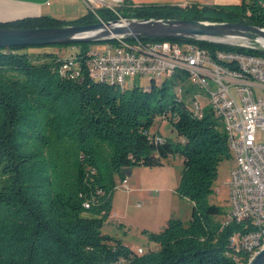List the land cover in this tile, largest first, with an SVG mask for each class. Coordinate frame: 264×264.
<instances>
[{
	"label": "trees",
	"instance_id": "16d2710c",
	"mask_svg": "<svg viewBox=\"0 0 264 264\" xmlns=\"http://www.w3.org/2000/svg\"><path fill=\"white\" fill-rule=\"evenodd\" d=\"M118 19L264 28V0L201 7H135L124 0L115 11L87 10L74 20L42 15L0 27L38 29ZM139 39L192 43L212 59L216 50L264 56V50L196 39ZM107 42L114 40L58 45L74 50L66 58L53 52L32 55L27 52L32 47L0 48V264H246L249 256L236 253L230 238L249 229L243 222L222 224L219 208L207 201L219 165L231 158L218 119L209 108L201 118L193 116L170 93L184 81L181 74L125 90L91 79L88 52ZM156 118L171 126L176 141L151 133ZM155 136L162 140L154 142ZM175 155L182 159V170L174 191L190 202L189 220L170 219L160 232L143 231L155 248L141 254L103 234L116 180L125 178L122 169L160 167Z\"/></svg>",
	"mask_w": 264,
	"mask_h": 264
},
{
	"label": "built area",
	"instance_id": "2783aa9c",
	"mask_svg": "<svg viewBox=\"0 0 264 264\" xmlns=\"http://www.w3.org/2000/svg\"><path fill=\"white\" fill-rule=\"evenodd\" d=\"M81 1L90 11H115L124 0ZM222 43L252 50L263 47L246 40ZM214 55L212 59L207 51L192 43L116 38L91 48L87 67L91 79L122 90L134 87V78L146 79L148 88L151 81L158 84L176 74L183 75L184 81L179 80L176 85L178 98L198 118L209 108L226 134L235 166L227 184L229 209L222 224L243 222L249 229L243 234L235 233L230 247L251 259L264 247V56L220 50ZM69 60L72 64L71 57ZM232 65L238 68L233 69ZM161 140L158 136L153 138L154 142ZM117 188L130 191L128 179L118 180ZM142 252L137 249L138 254Z\"/></svg>",
	"mask_w": 264,
	"mask_h": 264
},
{
	"label": "rangeland",
	"instance_id": "374dc122",
	"mask_svg": "<svg viewBox=\"0 0 264 264\" xmlns=\"http://www.w3.org/2000/svg\"><path fill=\"white\" fill-rule=\"evenodd\" d=\"M133 6L147 5H195L198 7L205 5H231L239 4L241 0H127ZM68 3L76 2V0H67ZM71 5V4H69ZM86 10H88L86 8ZM103 44H97L101 47ZM258 46V45H257ZM260 47V46H258ZM262 50L264 48L262 47ZM74 50L70 47H59L58 45L37 46L27 50L32 55H41L44 52H53L62 58H66ZM134 83L139 87L147 85L146 79L134 78ZM157 84V81H155ZM185 85L190 87L189 82ZM175 86L170 93H176ZM152 134H157L163 138L176 141L175 132L171 126L162 119L156 118L150 129ZM264 141V138H261ZM163 166L160 167H134L135 174L132 181L141 182V186L146 187V193L139 194L137 191H124L117 188L112 198V213L102 228V233L122 241L125 246L133 250L140 248L143 253L149 252L155 248V244L150 242L148 236L143 234L147 232H160L170 219L181 220L186 222L190 218L191 205L186 199H180L173 189L166 187L164 183L158 180L154 182L153 176L144 170L165 169L172 175L173 186L179 182L182 170V159L175 155L162 161ZM235 166V162L231 157L223 161L218 167V175L213 184V193L207 199L208 203L215 205L220 210L217 220L221 223L225 222V213L229 209V188L227 184L230 179V172ZM139 169H141L139 171ZM139 171V172H138ZM133 183V182H132ZM156 183V185H153ZM138 185L139 187H141ZM157 186L158 190L154 191L150 188ZM138 187V188H139ZM158 194V195H157Z\"/></svg>",
	"mask_w": 264,
	"mask_h": 264
},
{
	"label": "water",
	"instance_id": "95a60500",
	"mask_svg": "<svg viewBox=\"0 0 264 264\" xmlns=\"http://www.w3.org/2000/svg\"><path fill=\"white\" fill-rule=\"evenodd\" d=\"M120 39H196L222 43L235 38L256 42L264 48V28L239 23H212L183 19H118L89 25L38 29L0 27V48L93 43ZM131 169H122L128 178ZM246 264H264V247Z\"/></svg>",
	"mask_w": 264,
	"mask_h": 264
},
{
	"label": "crops",
	"instance_id": "0c3cea01",
	"mask_svg": "<svg viewBox=\"0 0 264 264\" xmlns=\"http://www.w3.org/2000/svg\"><path fill=\"white\" fill-rule=\"evenodd\" d=\"M86 12V7L81 0H76V2L71 3H68L67 0H0V23L42 15L68 21L74 20L84 15ZM140 170L141 169H139V171ZM135 172V169L132 168L130 176L127 178L130 191H137L139 194L146 193V187L141 186V182L139 180H137V182L132 181V176L135 174ZM142 172H146L149 175L151 174L153 176L154 182L158 180L159 182L164 183L166 187L168 186L170 189H173V191L178 185V183H176V185L173 186L172 175L169 171H165V169H142ZM117 181L118 180H116V182ZM153 185H156V183ZM158 188L157 186H154L150 189L156 191Z\"/></svg>",
	"mask_w": 264,
	"mask_h": 264
},
{
	"label": "bare ground",
	"instance_id": "6f19581e",
	"mask_svg": "<svg viewBox=\"0 0 264 264\" xmlns=\"http://www.w3.org/2000/svg\"><path fill=\"white\" fill-rule=\"evenodd\" d=\"M223 41H225V42H234V41H237V39H235V38H226V39H223Z\"/></svg>",
	"mask_w": 264,
	"mask_h": 264
}]
</instances>
